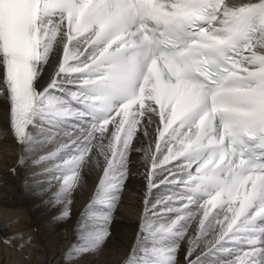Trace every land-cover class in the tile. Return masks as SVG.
<instances>
[{
    "label": "snow or ice",
    "instance_id": "6c2138e0",
    "mask_svg": "<svg viewBox=\"0 0 264 264\" xmlns=\"http://www.w3.org/2000/svg\"><path fill=\"white\" fill-rule=\"evenodd\" d=\"M0 97L18 163L50 165L61 218L82 168L101 169L66 259L109 237L137 151L124 264H179L190 228L185 264H264V0H0Z\"/></svg>",
    "mask_w": 264,
    "mask_h": 264
},
{
    "label": "bare ground",
    "instance_id": "6f19581e",
    "mask_svg": "<svg viewBox=\"0 0 264 264\" xmlns=\"http://www.w3.org/2000/svg\"><path fill=\"white\" fill-rule=\"evenodd\" d=\"M56 62L53 59L51 63L55 65ZM51 71L52 68H45V81ZM7 113V101L0 97V248L2 244L12 250L17 247L16 253L23 258V264H124L134 244L143 213L146 192L143 152L130 154L128 177L112 213L108 225L110 235L104 244L95 252L66 259L65 254L71 246L79 243L77 222L94 195L102 175L101 169L95 164H86L82 168V179L69 197L71 215L67 219L61 218L67 201H55V193L60 185L49 183L51 176L43 174V169L50 165L34 164L33 159L38 157L29 158L28 155H25L23 165L18 163L22 147L11 134ZM140 139L142 143L136 146L146 147V138ZM163 191L161 186L159 190H153V195L158 196ZM193 237L194 232L190 228L181 242L179 264H185L184 254ZM204 244L205 241H201V248ZM1 254L0 264H10Z\"/></svg>",
    "mask_w": 264,
    "mask_h": 264
},
{
    "label": "rangeland",
    "instance_id": "374dc122",
    "mask_svg": "<svg viewBox=\"0 0 264 264\" xmlns=\"http://www.w3.org/2000/svg\"><path fill=\"white\" fill-rule=\"evenodd\" d=\"M2 247H4V248H2ZM2 249H1V251H0V254H1V252H2V254H3V257L5 258L6 257V259H5V261L6 260H8V263H10V264H18V262L20 263V259H21V263L20 264H23L22 263V260H23V258H20L21 256H20V254H18V253H16V251L18 250V248L17 247H14L15 249H10V248H6V246H4L3 244H2ZM11 247H12V245H11ZM8 250V251H7ZM20 250V249H19ZM7 252H8V254H7ZM1 254V255H2ZM9 255V256H8ZM16 255H19V256H16ZM10 256H11V259H12V257H13V259L11 260V259H9L10 258ZM8 257V258H7ZM16 262H15V261ZM12 261H14L13 263H11ZM3 264V263H2Z\"/></svg>",
    "mask_w": 264,
    "mask_h": 264
}]
</instances>
